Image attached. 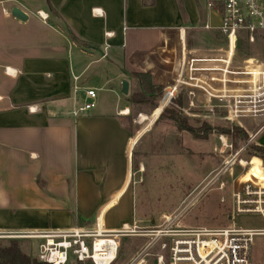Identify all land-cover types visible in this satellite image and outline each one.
<instances>
[{"label": "crops", "instance_id": "crops-1", "mask_svg": "<svg viewBox=\"0 0 264 264\" xmlns=\"http://www.w3.org/2000/svg\"><path fill=\"white\" fill-rule=\"evenodd\" d=\"M209 19L219 24L204 0H0V234L137 228L131 188L144 162L134 151L157 118L132 116L129 74H149L169 91L162 111L172 92L199 109L227 99L233 109L244 95L211 82L222 62H200L227 59L223 38L204 29ZM193 60L192 76L219 89L217 98L182 85ZM87 90L97 92L96 108L75 117Z\"/></svg>", "mask_w": 264, "mask_h": 264}, {"label": "rangeland", "instance_id": "rangeland-1", "mask_svg": "<svg viewBox=\"0 0 264 264\" xmlns=\"http://www.w3.org/2000/svg\"><path fill=\"white\" fill-rule=\"evenodd\" d=\"M221 48H223L221 54L227 55L228 46L225 41ZM236 54L240 58L234 57L232 70H236L235 67L245 68L248 66L245 61L250 59L258 64L264 63V35L258 36L256 44L244 42L239 45ZM224 67L225 65L222 68ZM226 77L230 79L233 76ZM132 80L135 92L138 88L137 82L133 78ZM227 95L224 94L225 97ZM98 96L104 94L98 93ZM173 96L175 101L169 100L167 105L170 114H163L165 110L161 112L169 98L167 90L162 97L152 98L151 103L132 106L134 118H139L140 115L141 120L145 121L148 118L151 120L157 118L156 123L150 125L134 151L139 158L136 157V160L144 162L141 171V168L134 169L131 188V192H135L134 220L142 219L141 222L135 223L137 231L148 232L164 228L174 221L193 199H197L196 202L184 212L177 223L182 227L219 229L236 223L242 228L263 229L264 220L260 216H238L234 220H230V217L232 184L237 183L239 179L242 182H249L253 178L264 182L261 162L263 160L252 153L255 147H264V129L256 140H252V137L264 127V113L259 115L247 113L246 108L249 105L245 103H233L235 107L230 109V101L226 104L228 99L224 100L223 106L218 109H214L213 105L199 109L192 107L189 100L184 99L183 95L182 98L181 94L182 106H178V94ZM190 97L196 104L206 101L204 97L202 99L193 95ZM160 103H164L162 107ZM171 114L176 115V120L171 118ZM148 123L147 121L144 127ZM141 130L138 126V131ZM222 136L227 140L225 147L220 141ZM242 149L245 150L240 154V159L246 162L252 160L248 163L247 170L236 164L233 170L221 173L217 177L231 155ZM221 150L225 151V154H222ZM209 182H212L211 186L205 189ZM221 184L225 185L222 189ZM136 235L120 239V245L117 243L118 256L113 264H130L153 240V237ZM12 241L19 242L22 252L32 259L38 258L39 244L42 240L5 237L0 238V245L7 247ZM256 249L255 264H264V239L257 240ZM150 254L152 256L148 258L150 264H156L155 257L160 254H165L166 264L169 262V255L161 251L159 244L151 249ZM70 264L77 263L72 261Z\"/></svg>", "mask_w": 264, "mask_h": 264}, {"label": "built area", "instance_id": "built-area-1", "mask_svg": "<svg viewBox=\"0 0 264 264\" xmlns=\"http://www.w3.org/2000/svg\"><path fill=\"white\" fill-rule=\"evenodd\" d=\"M210 15L216 14L219 17V24L213 25L211 19L204 26V29L221 36L228 46L227 59H200V62L219 61L225 65L224 68H218L221 79L212 78L211 82L219 81L226 86L232 85L235 89L232 92H241L244 95L235 97V104L249 105L247 112L254 114L264 113V63L257 67L245 66V68L235 67L232 70L234 57L232 56V46L237 47L244 42L248 44H256L258 36L264 35V0H204ZM38 16L46 21L47 17L42 12H38ZM193 60L190 64L189 81H181L182 85L190 86L203 91L209 97H218L219 89H215L212 84L204 80L203 77H193L192 74L198 72L194 68ZM252 70H259L258 74H252ZM7 74H13L10 69L6 70ZM235 78L228 79L226 76ZM237 77H242L241 79ZM249 78V79H245ZM257 78V79H255ZM192 81H194L192 83ZM244 86L246 88H244ZM77 89V88H76ZM227 91V90H225ZM174 92L171 93V96ZM87 101L75 110L74 115L78 117L86 114L96 108L97 92L95 90H87ZM220 97V96H219ZM246 98L248 101H242ZM238 101V103L236 102ZM30 111H36V108H30ZM141 119V115L139 116ZM264 127L259 130L252 140H256L263 132ZM220 138L223 147L227 146V140ZM231 147V146H230ZM232 148V147H231ZM242 149L231 155L226 161L225 167L219 171L217 175L224 174L229 170H233L236 164L247 170L244 160L240 159ZM222 154L225 151L221 150ZM262 169L264 170L263 161ZM214 180V179H213ZM232 184L231 192V210L232 216L230 220H234L238 216H260L264 220V182L253 178L249 182H242L241 179ZM212 183V182H211ZM209 182L205 189L211 186ZM225 185L221 184L222 189ZM204 189V190H205ZM197 199L189 202L185 209L172 220L164 228L155 231H137V228H128L108 233L101 229L97 230H68L62 232H43V233H27V234H0V238H18V239H38L42 240L39 246L38 261L46 264H70L74 261L77 264H99L101 255L106 251L96 252V240L99 238H112L120 245V239L137 234L136 236L153 237L152 242L130 262V264H150L149 257L151 249L160 245L161 251L169 255L167 264H255L254 251L258 239H264V228H242L233 223L227 228H201V227H182L178 223L182 215ZM224 202V200H221ZM176 223V224H175ZM176 225V226H175ZM105 256V255H104ZM118 256V254H117ZM117 258L111 260L109 264H113ZM156 264H166L165 254L155 257Z\"/></svg>", "mask_w": 264, "mask_h": 264}, {"label": "trees", "instance_id": "trees-1", "mask_svg": "<svg viewBox=\"0 0 264 264\" xmlns=\"http://www.w3.org/2000/svg\"><path fill=\"white\" fill-rule=\"evenodd\" d=\"M182 13L184 14L183 8ZM72 39L80 44V41L72 32L70 33ZM137 82V90L132 94L130 101L135 105H144L151 103L152 98H160L163 96L164 88L154 85L152 77L149 74L132 73L129 74ZM182 105L181 96L178 99V106ZM162 112V110H161ZM169 108H166L163 114H170ZM171 118L176 120V115L171 114ZM253 155H257L264 161V147H255L252 151ZM137 162L135 167H137ZM0 264H46L39 262L38 259H32L27 254L23 253L20 248V243L17 241L10 242V245L5 247L0 245Z\"/></svg>", "mask_w": 264, "mask_h": 264}, {"label": "bare ground", "instance_id": "bare-ground-1", "mask_svg": "<svg viewBox=\"0 0 264 264\" xmlns=\"http://www.w3.org/2000/svg\"><path fill=\"white\" fill-rule=\"evenodd\" d=\"M234 46L236 47L237 45L234 44ZM245 163V161H244ZM245 166L247 167L248 164H245ZM96 252L98 251H106V254H96L97 256L101 255L100 257L101 261L99 262V264H109L111 262V260H114L115 258H117V252H118V244L116 242V240L112 239V238H99L96 240ZM105 255V256H104Z\"/></svg>", "mask_w": 264, "mask_h": 264}, {"label": "water", "instance_id": "water-1", "mask_svg": "<svg viewBox=\"0 0 264 264\" xmlns=\"http://www.w3.org/2000/svg\"><path fill=\"white\" fill-rule=\"evenodd\" d=\"M12 15L20 20H26L27 17L17 8H15L12 12ZM122 93L124 95H128L129 94V83L127 81H124L123 82V85H122Z\"/></svg>", "mask_w": 264, "mask_h": 264}]
</instances>
